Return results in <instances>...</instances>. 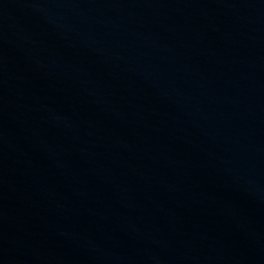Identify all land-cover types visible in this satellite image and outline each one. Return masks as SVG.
<instances>
[{
	"label": "water",
	"instance_id": "obj_1",
	"mask_svg": "<svg viewBox=\"0 0 264 264\" xmlns=\"http://www.w3.org/2000/svg\"><path fill=\"white\" fill-rule=\"evenodd\" d=\"M0 264H264V0H0Z\"/></svg>",
	"mask_w": 264,
	"mask_h": 264
}]
</instances>
